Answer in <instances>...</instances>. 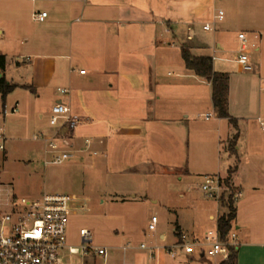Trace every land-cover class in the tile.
Segmentation results:
<instances>
[{
  "label": "crops",
  "instance_id": "crops-1",
  "mask_svg": "<svg viewBox=\"0 0 264 264\" xmlns=\"http://www.w3.org/2000/svg\"><path fill=\"white\" fill-rule=\"evenodd\" d=\"M222 4L225 20L211 30L222 36L212 46L198 38L195 25L200 18L203 26L213 22L216 10L222 8L218 0H0V55L5 56L0 79L4 76L17 85L11 93L50 94L53 102H63L81 116L82 123L70 134L77 153L98 154L97 147H107L145 167L141 172L146 175L169 166L180 180L201 173L230 177L231 185L241 192L233 227L239 236L237 264H264V142L257 135L264 131V0H225ZM42 12L48 16L36 20L35 14ZM183 27L184 45L194 55L219 58L218 53L225 55L219 59L238 64L236 71H218L214 65L215 71L229 74L228 109L237 127L220 118L217 110L214 118L198 110L201 105L214 106L213 89L211 82L187 69L183 59L180 64L176 48ZM241 27L248 36H258L251 62L254 52L259 58L252 63V71H244L237 56L231 57L230 38L224 35L236 29L245 32ZM235 41L238 54L239 38ZM10 53L14 54L13 65L8 60ZM174 67L178 74L172 71ZM23 70L16 80L14 75ZM8 96L5 114L9 113ZM15 105L19 112L20 102ZM50 107L45 108L46 115ZM203 115L213 150L208 168L201 171L188 158V166L180 169L181 131ZM190 127L187 139L192 144L195 130ZM236 135L237 145L232 149ZM86 139L92 140L88 148ZM76 197L85 200L89 209L88 198ZM137 200L135 193L124 199L130 206ZM221 210L226 212L218 202L215 212L208 211V218L217 220V225ZM176 227L191 237L179 220L175 223L177 237ZM125 257L122 264L135 261Z\"/></svg>",
  "mask_w": 264,
  "mask_h": 264
},
{
  "label": "rangeland",
  "instance_id": "rangeland-1",
  "mask_svg": "<svg viewBox=\"0 0 264 264\" xmlns=\"http://www.w3.org/2000/svg\"><path fill=\"white\" fill-rule=\"evenodd\" d=\"M222 9L225 0H218ZM225 10V9H224ZM211 20V19H209ZM203 19L195 25L198 38L204 39L210 45L220 40L222 33L205 31ZM185 29V27H183ZM245 30L241 27L240 30ZM239 30V29H238ZM224 34L230 38L228 49L233 52L231 57L237 56L235 39L239 31ZM179 37V61L182 65L183 58L180 46L187 42L186 29ZM253 51V50H252ZM210 53H213V48ZM14 54L9 55V61L13 65ZM217 57H225L218 54ZM216 58L215 68L218 71L230 69L236 71L237 63ZM259 55L252 54V63ZM178 74L176 67L172 68ZM171 70V69H170ZM264 71V68H263ZM26 70L14 75L18 80ZM22 73V74H20ZM182 89V87H180ZM34 92L17 90L8 96L6 107L9 113H4V100L0 94V130L6 135V153L0 154V198L20 202L22 198L34 199L44 194H70L89 199V211L75 213L70 217L68 227V242L79 247L82 243L81 229H88L93 235L92 246L108 247L110 254L107 258L91 253L68 256L74 264H122L125 254L122 247L131 244L133 247L127 252V258H135V264H219L223 254L217 257H201L198 254L189 256L181 254L174 259L167 252L166 247L173 245L177 240L175 223L177 220L185 226L188 235L196 236L201 240L208 230H215L217 220L208 218V211L216 210L217 200L208 197L199 188L206 175H218L201 173L199 176H189L179 179L177 172L172 167H162L164 171L157 173H142L145 167H138L136 163L129 162L116 151L107 150V147H97L99 153L93 151L76 153V156L64 164H46L45 143L38 136L49 130V115L45 114V108L53 107L50 94L40 97L32 95ZM180 94H183L180 91ZM180 97H182L180 95ZM20 102L19 112L12 113V109ZM186 106V104H185ZM201 112H209L214 118L216 108L211 105L198 106ZM41 113L44 118L41 119ZM198 116V115H197ZM211 116V115H210ZM199 120L182 129L180 134L178 167L185 168L192 161L193 167L206 170L212 149L209 145L205 115L197 117ZM212 118V119H213ZM190 125L192 127H190ZM193 128L192 144L188 141V128ZM257 135L264 142V131L261 129ZM195 132V133H194ZM194 134V136H193ZM191 146V149H190ZM190 149V156L188 155ZM89 151V150H88ZM215 151V150H214ZM188 155V156H187ZM188 158L190 161L188 163ZM140 160V159H139ZM226 172L222 171V176ZM182 176V175H181ZM221 205L226 209L219 213L229 212L227 203L229 198L239 191L229 185ZM235 192V194H234ZM138 196L134 206L127 204L132 194ZM154 200H158L154 203ZM171 210H168L167 208ZM149 210L150 213H149ZM219 213H215L218 217ZM151 214L157 215L159 223L157 231H148ZM222 214V215H223ZM221 215V216H222ZM166 234L163 241L161 234ZM146 243L155 248V257L150 258V251L140 250L137 247ZM157 247H160L158 250ZM131 262V261H130Z\"/></svg>",
  "mask_w": 264,
  "mask_h": 264
},
{
  "label": "built area",
  "instance_id": "built-area-1",
  "mask_svg": "<svg viewBox=\"0 0 264 264\" xmlns=\"http://www.w3.org/2000/svg\"><path fill=\"white\" fill-rule=\"evenodd\" d=\"M47 16V12L36 13L35 19L43 21ZM225 17V10L218 8L213 22L206 23L203 26L204 30H213L216 23L223 22ZM238 38L240 46L236 61L244 71H252L251 52L257 47L258 36L250 37L247 33L241 32ZM82 73H85V70H82ZM59 90L62 93L67 92L65 89ZM16 112L18 108L14 107L12 113ZM82 121V117L75 114L69 105L63 102L53 105L49 114L52 131L38 136L45 143L46 164H64L76 156L78 149L72 145L70 134ZM91 144L92 140L86 139L85 147L88 148ZM84 149V147L80 148L82 151ZM6 152V135L1 129L0 154ZM199 188L208 197L215 198L221 203L230 187L226 179L220 175H206ZM240 195L241 192L238 191L234 196L237 199ZM88 211L85 200L70 194L47 193L34 199L22 198L20 202L11 198L6 200L0 198V264H74L68 256L84 257L91 253L107 258L111 249L94 248L93 235L88 229H81L82 243L79 247L72 246L68 242L70 217L75 213ZM149 220L148 231H157L158 216L151 214ZM162 240L164 241L165 237ZM238 240L239 236L234 229L227 237H223L217 225L215 230H208L202 240L198 237H188L180 232L176 242L166 249L174 259L181 254L186 256L198 254L201 257H217L222 254L227 256L230 248L238 249ZM132 247L131 244L122 247L124 254L126 255ZM137 248L149 250L150 258L155 257L156 247H150L144 242ZM157 249L159 250L160 247ZM124 264L135 263L125 260Z\"/></svg>",
  "mask_w": 264,
  "mask_h": 264
},
{
  "label": "trees",
  "instance_id": "trees-1",
  "mask_svg": "<svg viewBox=\"0 0 264 264\" xmlns=\"http://www.w3.org/2000/svg\"><path fill=\"white\" fill-rule=\"evenodd\" d=\"M181 54L187 69L193 71L197 76L207 79L212 84L213 89V103L217 110V114L220 118L229 119V121L237 127V121L233 118L228 109L229 99V87L230 77L228 73L218 72L214 69V59L211 55H194L187 45L182 46ZM0 66L5 68V56L0 55ZM17 85L11 84L3 76L0 79V93L4 100V105L7 96L16 88ZM238 135L235 136V140L231 144V148L235 149L237 145ZM226 183L230 185V177L226 179ZM224 200V199H223ZM236 201L233 200V196L229 198L228 209L229 212L223 214L218 219V227L223 235L227 237L234 227L236 219L237 209L235 206ZM176 232L179 234V227H176ZM238 261V249L230 248L229 254L221 261L220 264H237Z\"/></svg>",
  "mask_w": 264,
  "mask_h": 264
}]
</instances>
